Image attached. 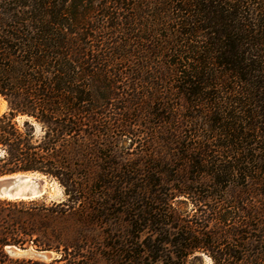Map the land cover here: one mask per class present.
<instances>
[{"label":"trees","instance_id":"16d2710c","mask_svg":"<svg viewBox=\"0 0 264 264\" xmlns=\"http://www.w3.org/2000/svg\"><path fill=\"white\" fill-rule=\"evenodd\" d=\"M151 57L168 62L149 80L177 84L189 108L204 110L211 136L197 146L210 168L203 174L219 185L217 176L264 164V0H0V96L8 104L0 177L38 174L66 197L49 206L0 200V264H39L5 252L29 244L57 253L55 264H204L203 255L212 264H245L248 251L263 256L254 242L224 245L241 234L179 209L186 193L170 181L108 180V136L100 131L111 125L114 85L140 80ZM131 59L133 71L117 69ZM127 122L112 128L130 134ZM216 138L232 166L209 159ZM193 160L191 153L187 164Z\"/></svg>","mask_w":264,"mask_h":264},{"label":"rangeland","instance_id":"374dc122","mask_svg":"<svg viewBox=\"0 0 264 264\" xmlns=\"http://www.w3.org/2000/svg\"><path fill=\"white\" fill-rule=\"evenodd\" d=\"M142 55L147 56V54ZM137 62L136 59L122 62L121 65L117 66V69L130 73L138 65ZM166 62L168 61L151 57L148 64L152 68H148L146 75L145 72L142 74L141 79L143 80H135V77L130 75L131 77L122 78L114 85L115 98L109 102L105 115L106 121L111 124L113 133L108 129L110 127L100 131L104 136H108L103 151L104 155L108 157L106 160V169L109 172L108 180L121 184L122 180L125 181L127 178L128 181H133L132 183L137 187L142 181L147 182L151 177L163 182L170 181V188L172 186L174 192L185 191L186 193V196H181L177 200L179 209H187L192 213L198 212V215L208 219L210 227L217 223L224 233L229 232L230 235V233L238 232L241 234L239 239L227 240L223 238L222 243L224 245H233L237 241H239L237 243L243 241L242 244L254 242L253 245L257 246L255 249L264 251V174L257 170L264 168V164L256 161L244 165L245 168L250 169L249 174L246 175L234 172L217 176L215 182L218 181L219 185H216L208 175L203 174L210 168H206L200 163L203 155L197 150V146L202 143L203 137L211 136L206 131L208 129L206 127L207 118L202 117L204 110L200 107L194 110L189 108V104L183 98L182 90H179L177 84L167 80L165 82L149 80V77L155 72L166 68ZM150 100L155 101L151 103ZM127 107H130V113L124 110ZM140 109L142 110L139 111ZM7 112L8 104L0 96V117ZM211 117L213 120L215 119V122L220 119L219 116L216 117L215 115ZM238 117L240 119L243 116ZM23 120L24 118H17L19 123H22ZM121 120L128 121L123 125H129L130 134L124 133L125 135H123L120 129L112 128L113 123L121 122ZM251 122L249 121V123ZM246 133L251 135V132ZM217 142L216 138L213 143L207 144L211 148V152L208 154L209 159L216 163L223 161L222 166L226 168L232 166L235 160L223 158L217 152ZM247 144L249 157L258 155V152L252 151L253 148L249 147L251 140ZM191 153L195 160H193V164H187ZM30 176L45 182L46 194L38 199L16 201L39 204L44 202L45 205L49 206L52 203L59 204L66 200L64 189L56 181L46 179L38 174ZM181 180L186 182L184 187L177 182ZM23 187L24 185L18 186L17 189ZM165 189L168 190L169 188L165 187ZM98 232L99 230L95 229L97 235ZM97 239L100 237L97 236ZM10 247L50 254L49 259L45 260L35 257L14 256L7 251L9 247H6L5 252L13 262L24 260L39 264H55L54 260L59 258L57 253L39 251L32 244L24 247ZM249 249L252 248L249 247ZM257 253V251L252 253L248 251L242 255L240 263L255 264L256 258L262 257L261 259H264V254L259 257ZM203 261L204 264H212L207 255H203Z\"/></svg>","mask_w":264,"mask_h":264},{"label":"water","instance_id":"95a60500","mask_svg":"<svg viewBox=\"0 0 264 264\" xmlns=\"http://www.w3.org/2000/svg\"><path fill=\"white\" fill-rule=\"evenodd\" d=\"M29 175H36L32 173L17 174L14 176H5L0 178V199L6 200H32L44 197L46 194L45 182L31 177L30 182L37 185V190H24L17 192L18 186H25L29 183L25 182V178ZM43 177V176H42ZM45 178V177H44ZM7 251L14 256H27L39 259H49L48 252H36L33 250H18L16 248H7Z\"/></svg>","mask_w":264,"mask_h":264},{"label":"bare ground","instance_id":"6f19581e","mask_svg":"<svg viewBox=\"0 0 264 264\" xmlns=\"http://www.w3.org/2000/svg\"><path fill=\"white\" fill-rule=\"evenodd\" d=\"M30 179H31V176L30 175L27 176L25 178V182L29 183V184L25 185L23 188H19L17 190V192L22 191V190H24L25 192H27L29 190H32V191L37 190V185L36 184H32V182H30Z\"/></svg>","mask_w":264,"mask_h":264}]
</instances>
